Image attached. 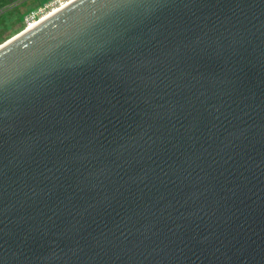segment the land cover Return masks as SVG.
Masks as SVG:
<instances>
[{"label": "water", "instance_id": "1", "mask_svg": "<svg viewBox=\"0 0 264 264\" xmlns=\"http://www.w3.org/2000/svg\"><path fill=\"white\" fill-rule=\"evenodd\" d=\"M0 264H264V0H75L0 48Z\"/></svg>", "mask_w": 264, "mask_h": 264}, {"label": "rangeland", "instance_id": "2", "mask_svg": "<svg viewBox=\"0 0 264 264\" xmlns=\"http://www.w3.org/2000/svg\"><path fill=\"white\" fill-rule=\"evenodd\" d=\"M49 1L50 0H0V43L18 32L24 31L25 15Z\"/></svg>", "mask_w": 264, "mask_h": 264}, {"label": "built area", "instance_id": "3", "mask_svg": "<svg viewBox=\"0 0 264 264\" xmlns=\"http://www.w3.org/2000/svg\"><path fill=\"white\" fill-rule=\"evenodd\" d=\"M69 0H50L42 6H39L37 9L32 10L30 13L25 15V27L31 25L36 20H39L44 14L50 11L54 6L62 4Z\"/></svg>", "mask_w": 264, "mask_h": 264}, {"label": "bare ground", "instance_id": "4", "mask_svg": "<svg viewBox=\"0 0 264 264\" xmlns=\"http://www.w3.org/2000/svg\"><path fill=\"white\" fill-rule=\"evenodd\" d=\"M74 1L75 0H69L67 2L62 3L61 5L58 4V5L54 6L52 9H50L49 12H47L46 14H44L39 20H36L31 25L25 27L24 31H22L21 33H19V35H17V36H21L22 34H25L29 30H31L32 28H34L35 26H37L38 24H40L41 22H43L44 20H46L47 18H49L51 15H53L56 12L60 11L61 9H63L64 7H66L67 5L71 4ZM17 36L16 37H13V39L9 40L7 43H5L2 46H0V48H2L3 46H5L6 44H8L9 42H11L12 40H14L15 38H17Z\"/></svg>", "mask_w": 264, "mask_h": 264}]
</instances>
